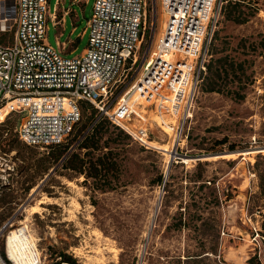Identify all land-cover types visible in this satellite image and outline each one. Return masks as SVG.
<instances>
[{
	"label": "rangeland",
	"instance_id": "obj_1",
	"mask_svg": "<svg viewBox=\"0 0 264 264\" xmlns=\"http://www.w3.org/2000/svg\"><path fill=\"white\" fill-rule=\"evenodd\" d=\"M84 1L76 4L72 34L71 22L65 30L60 22H48L52 46L71 35L74 41L65 48L70 57L88 46L84 30L94 0ZM56 3L50 0L51 11ZM227 5L234 15L242 10L246 20L229 18ZM147 11L148 30L129 87L143 73L141 61L151 56L167 18L161 0H147ZM221 57L229 74L214 80L216 91H208L211 80H203L182 148L174 142L176 120L165 108L168 97L137 109V122L150 128V147L131 135L117 137L108 119L102 143L116 147L119 167L113 188L105 192L96 190V179L86 183L84 175L60 161H41V169H49L36 173L30 163L52 148L20 140L17 114L0 123V229L7 224L1 251L6 252L10 232L22 228L37 246L41 264H73L61 263V253L75 264H264V235L256 233L264 220L258 209H264L252 168L264 153V0L225 2L209 45L215 69ZM92 112L87 109L84 118ZM9 141L16 150H9Z\"/></svg>",
	"mask_w": 264,
	"mask_h": 264
},
{
	"label": "built area",
	"instance_id": "obj_2",
	"mask_svg": "<svg viewBox=\"0 0 264 264\" xmlns=\"http://www.w3.org/2000/svg\"><path fill=\"white\" fill-rule=\"evenodd\" d=\"M225 2L161 0L167 15L164 28L151 56L141 61L143 73L129 87L148 30L147 0H95L85 29L88 46L73 57L67 55L65 42L57 39V47L47 42L48 22H60V0L52 11L50 0H0V123L19 115V139L49 148L68 141L87 104L98 119H109L150 147V128L139 124L137 109L168 97L165 108L176 120L174 142L177 150L182 148ZM3 191L0 182V198ZM0 264H8L1 249Z\"/></svg>",
	"mask_w": 264,
	"mask_h": 264
},
{
	"label": "trees",
	"instance_id": "obj_3",
	"mask_svg": "<svg viewBox=\"0 0 264 264\" xmlns=\"http://www.w3.org/2000/svg\"><path fill=\"white\" fill-rule=\"evenodd\" d=\"M228 6L229 5L225 7L226 10H228ZM226 13L229 18L234 19L235 21L242 22L246 20V18L243 17L245 13L242 10L239 11L238 15H234L233 12L230 10H228V12ZM223 61H225V59L221 57L218 60V63L220 65L216 69L214 68V60L208 63L207 69L210 75L204 77V79L206 80H211V82L209 83L210 86L207 88L208 91H216L217 87L214 83V80L221 78L223 74H229L226 69L225 62ZM90 107L91 106L87 104L84 105V113ZM91 108L93 109L91 115L88 116L87 119H85V116L83 115L82 121L76 125L74 132L69 137L66 143L51 146L50 148H52V150L49 152V155L43 156V158L38 160V163H36V161H33L32 163H30V166L34 167V171L36 173L38 171H43L47 173L49 167L45 166L44 169H41L43 168L42 162H50V160H53L55 162L60 161L61 165L65 166L66 168L75 170L80 175H84L86 178V183L88 182L89 178L96 179L98 181L95 187L96 190L105 192L108 189L113 188V180L118 177V152L116 151V147L111 146L108 140L105 143H102L103 136L108 131L107 124L110 121L104 117L98 119L96 110L93 107ZM90 126H92V129L89 131V133L86 134V131ZM114 127L118 131L117 137L124 136L125 138H131V136L127 134L122 128L116 125H114ZM117 137L112 138V141L115 142L117 140ZM78 140H80L78 143V147H76L74 150H70L71 145L76 143ZM8 145L9 150H16L12 141H9ZM252 168L258 178L259 193L263 201L262 208L264 209V153L261 152L257 155L256 162L254 163ZM41 174L43 175V173ZM35 177L36 174L34 175V178ZM158 181L160 184H162L165 181L164 176L159 175ZM34 185L35 182L28 185L27 190H30ZM258 211L262 214L264 218V210L258 209ZM256 233L259 235H264V220L261 223V229L258 230ZM1 252L5 260L9 262L6 252ZM60 256L63 259L61 263H76V259L67 255L66 253H61ZM258 263L262 264L260 261Z\"/></svg>",
	"mask_w": 264,
	"mask_h": 264
},
{
	"label": "bare ground",
	"instance_id": "obj_4",
	"mask_svg": "<svg viewBox=\"0 0 264 264\" xmlns=\"http://www.w3.org/2000/svg\"><path fill=\"white\" fill-rule=\"evenodd\" d=\"M7 241L6 254L14 264H40L39 255L35 251L37 246L29 238L25 229L20 228L10 232Z\"/></svg>",
	"mask_w": 264,
	"mask_h": 264
},
{
	"label": "crops",
	"instance_id": "obj_5",
	"mask_svg": "<svg viewBox=\"0 0 264 264\" xmlns=\"http://www.w3.org/2000/svg\"><path fill=\"white\" fill-rule=\"evenodd\" d=\"M62 1H64L62 3ZM84 0H72L70 5L66 4V0H61V3L59 5L60 11L62 12V17L60 18V25L63 27V29H66V26L69 24V22L72 23V32L71 34L75 31L76 29V21H77V12H76V4H82ZM89 0H85V4ZM95 1V0H94ZM94 4V3H93ZM85 33V30H84ZM71 36V35H70ZM70 36L66 41H60V42H70L74 41L70 39ZM13 116V115H12ZM12 116L7 117L6 119H10ZM5 119V120H6Z\"/></svg>",
	"mask_w": 264,
	"mask_h": 264
},
{
	"label": "water",
	"instance_id": "obj_6",
	"mask_svg": "<svg viewBox=\"0 0 264 264\" xmlns=\"http://www.w3.org/2000/svg\"><path fill=\"white\" fill-rule=\"evenodd\" d=\"M215 155H217V154H215ZM206 156V155H205Z\"/></svg>",
	"mask_w": 264,
	"mask_h": 264
}]
</instances>
